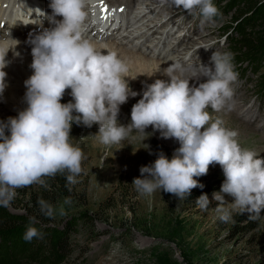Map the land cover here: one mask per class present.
<instances>
[{"label": "clouds", "instance_id": "9594fccd", "mask_svg": "<svg viewBox=\"0 0 264 264\" xmlns=\"http://www.w3.org/2000/svg\"><path fill=\"white\" fill-rule=\"evenodd\" d=\"M94 2L50 0V14L40 9L27 11V24L42 31L34 36L29 33L26 41L32 57V75L24 81L26 107L16 117L0 121V207H9L18 189L33 185L48 189V181L58 175L71 191L68 186L78 182L86 159L82 149L72 143V125H97L93 138L106 148L120 150L126 140L143 143L157 132L159 138L179 144L171 159L160 152L153 163L139 169L141 178H134L131 184L141 196L159 190L185 200L192 189L203 187L195 178L207 175L210 165H219L225 179L212 200L217 202L221 222L235 223L233 211L247 213L251 221L261 219L264 158L241 148L237 133L224 127L220 119L213 121L207 110L231 111L234 107L232 85L238 73L232 54L213 51L207 64L198 58V63L192 62L189 54L183 62L170 63L163 70L167 81L156 79L137 93L129 86L128 65L115 52L102 51L86 38L88 28L96 22ZM159 5L198 18L202 24L214 23L219 15L213 0H159ZM33 11L34 20L29 18ZM44 21L50 27L44 28ZM19 43L9 32L0 37V95L7 87L3 69L10 61L5 57ZM190 81L196 83L190 86ZM66 90H70L71 101L61 103ZM138 95L141 98L131 108L130 122L119 124L121 106ZM149 127L151 132L146 131ZM225 195L233 202L226 203ZM71 203L70 196L59 207L37 200L41 214L49 219L67 215L64 205ZM195 203L206 210L210 201L201 195ZM43 236L30 223L22 239L31 242Z\"/></svg>", "mask_w": 264, "mask_h": 264}, {"label": "rangeland", "instance_id": "374dc122", "mask_svg": "<svg viewBox=\"0 0 264 264\" xmlns=\"http://www.w3.org/2000/svg\"><path fill=\"white\" fill-rule=\"evenodd\" d=\"M48 1L44 3L49 4ZM110 3L118 8L115 0ZM213 3L219 10L214 23L202 24L198 18L188 21L192 16L180 14L187 22L183 28L190 23L197 28L191 32V37L190 33L184 37L187 41L183 45L193 44L196 48L212 45L213 50L201 57L200 61L205 64L213 51L231 53L235 65L241 62L236 69L241 73L239 80L244 81L234 94V107L228 111L233 122H225L219 112L211 108L207 110L213 121L220 119L224 127L237 133L241 148L253 150L264 158V140L258 138L254 126L246 125L243 117L233 112L236 104L239 102L240 107L243 102V106H248L246 112H250L251 105L255 108L256 103L260 104L255 123L264 114V0H213ZM165 10L167 17L172 12H180ZM174 16L171 18H177ZM152 18L157 19L151 16L150 21ZM144 40L142 49L155 53V45L152 49L144 47ZM5 60L10 63L4 72L15 61L27 63L26 59H18L13 51L7 53ZM128 78L130 88L137 93L153 83L131 70ZM5 84L7 87L0 95V121L16 117L26 107L24 80L6 76ZM69 91L66 90L61 103L71 101ZM140 98L141 95L129 98L121 106L119 124L130 122L131 108ZM238 122L252 129V133L239 132ZM146 131L151 132V127ZM97 133V125L92 128L72 125V143L82 149L86 159L78 182L70 186L72 203L64 205L67 215L46 218L44 222L32 217L31 226L44 234L43 239L25 242L23 235H19L18 242L3 244L5 248L0 245V264H264V211L262 218L256 221L249 220L247 213L241 215L235 211L232 212L235 223L219 219L217 202L212 200V194L220 191L225 179L219 165H210L207 175L195 178L203 187L192 189L185 200H177L159 190L151 196H141L131 184L134 178H141L139 169L153 163L160 152L171 159L179 144L173 139L159 138L157 132L143 141L149 145L148 149H144L140 140L131 143L126 140L124 147L118 150L117 146L106 148L99 144L93 138ZM39 187L18 189L11 205L2 208L12 215H27L32 207L30 193L38 191ZM201 195H207L210 201L206 210L195 203ZM63 199L52 205L59 207ZM224 199L226 203L233 202L230 196L225 195ZM55 239L57 242L53 241Z\"/></svg>", "mask_w": 264, "mask_h": 264}, {"label": "bare ground", "instance_id": "6f19581e", "mask_svg": "<svg viewBox=\"0 0 264 264\" xmlns=\"http://www.w3.org/2000/svg\"><path fill=\"white\" fill-rule=\"evenodd\" d=\"M38 1L41 0H29V3L35 4L34 6L31 5L30 9L32 10L40 9L41 11L50 14L51 10L48 8V4L44 3L46 2V0H42L41 2ZM110 1L112 0H109L108 2L110 3ZM115 1L118 3V8H120L121 6L125 7L126 13H128V11L131 9V6L134 5L133 4L134 0H115ZM150 2L152 6L159 5V0H152ZM3 3H7V2L5 0L2 1V4L0 6V13L4 12ZM44 6L46 7V9L43 10ZM8 8H10L9 12L8 13L4 12V16H0V37H2L4 33L9 32L11 38L18 40L20 43L15 47L14 50H9V51H13V53L14 52L19 53V56H17V58L26 59L27 63L21 64L15 61V64L11 66L9 69H7L5 73L6 76L18 77L25 81L27 78H29L32 75V71L29 67L32 61L31 46L28 43H26V41L30 38L29 33H32L34 36L36 34H39V32L36 30L33 24H27L28 18H27L26 9L22 10L21 19L12 21L11 12H13L15 8L18 11L19 8H17L16 4L10 5V3H8ZM118 8H115L114 13H112L111 10H105L104 13L114 14L116 17L122 16V14L118 12ZM159 8L160 7H158L157 9ZM137 10L138 11L136 13L137 14L136 19L134 20L133 25L126 26V29L123 32L116 33L120 28H122V25L112 27L110 33H107V31L100 32L97 29V25L93 23L86 32V38L96 43L97 46L102 51L115 52L118 55V57L128 65L129 70L136 73V75H138L139 77L144 78V80L146 79L154 82L156 79H161L167 81L169 78L167 76H164L162 73L163 70L170 65L171 61L156 59L154 57L155 53L152 50L142 49V44H141L142 39H146L147 37H149L150 33L152 34L153 32L157 31L159 27L152 28L149 32L145 31L146 33L144 32L140 34L142 27H144V22L146 20H150L151 16L149 15L146 16V14H144L143 12V8L138 7ZM154 10L155 9H153L152 12H154ZM99 12L100 11L93 12L92 14L97 15ZM182 16L181 15L178 16L177 17L178 19L171 18L170 20L169 19L168 20L169 22H173L172 25H174V23L177 24L176 22L180 20L179 18H181ZM29 18L33 20L37 19L35 11L32 12V15ZM56 19L59 20L61 18L57 17ZM43 27L48 28L50 27V25L47 21H44ZM40 31H42V29ZM168 31L169 32L166 33V36L170 37L172 31H170V29ZM197 41H199V39H197ZM186 46L188 48L187 50L194 52V54L196 55L207 53L204 52V48H202V46L199 48H196L193 44L189 46L187 44ZM148 48L152 49L151 47ZM171 59H174L173 63L178 60L183 62L184 53H178L176 54L175 57ZM200 82H204L203 79ZM194 83L196 82L190 81V86H192ZM15 103L17 102L15 101ZM236 105L237 108H234L233 112H237L238 114H240L241 117L245 116V114H247L248 116L249 114H251V112L253 113L255 112L254 110L255 108L252 105L249 109L250 113L245 111V108L246 107L248 108V106L247 105L246 107L243 106L245 105L243 102L240 103V107H239V102ZM218 114L223 120H225V122H233V116L230 114V112H228V110L220 111ZM241 122H238L236 127L239 129V132L252 133V129H250L246 125H242V123L245 122L244 119L243 122L242 123Z\"/></svg>", "mask_w": 264, "mask_h": 264}, {"label": "trees", "instance_id": "16d2710c", "mask_svg": "<svg viewBox=\"0 0 264 264\" xmlns=\"http://www.w3.org/2000/svg\"><path fill=\"white\" fill-rule=\"evenodd\" d=\"M48 183L50 185L48 189L39 187L38 191H33L32 193H30L29 201L30 204H32V207L30 210H28L27 215H12L8 211H6V209L0 207V245L3 246V244L7 245L9 243L11 245V243H13V241L15 240L18 242V236H22L25 232L26 226L34 221L32 217L37 219L38 221H46V217L41 214L37 205V200L39 198H42L53 204L58 199L65 198L70 195L68 188L65 187L66 181L62 176L58 175L57 177H55V179H50ZM70 186L71 185H69L68 187ZM38 211L39 213H37ZM53 241L57 242V239Z\"/></svg>", "mask_w": 264, "mask_h": 264}]
</instances>
